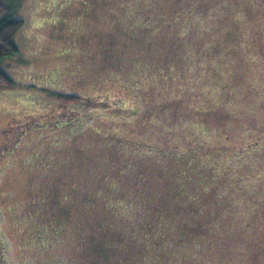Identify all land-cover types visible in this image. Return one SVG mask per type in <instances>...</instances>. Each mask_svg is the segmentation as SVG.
<instances>
[{
	"label": "rangeland",
	"instance_id": "374dc122",
	"mask_svg": "<svg viewBox=\"0 0 264 264\" xmlns=\"http://www.w3.org/2000/svg\"><path fill=\"white\" fill-rule=\"evenodd\" d=\"M0 2L8 264H264V0Z\"/></svg>",
	"mask_w": 264,
	"mask_h": 264
},
{
	"label": "flooded vegetation",
	"instance_id": "af4514ba",
	"mask_svg": "<svg viewBox=\"0 0 264 264\" xmlns=\"http://www.w3.org/2000/svg\"><path fill=\"white\" fill-rule=\"evenodd\" d=\"M106 95V94H105ZM102 98V96L100 97ZM106 100L104 99H99L97 100L96 103H101V104H107L109 102L113 103V104H116L115 102H113L111 100V98H105ZM94 101H96V98H94ZM86 105V104H84ZM83 105V106H84ZM90 109H92V105L90 107H88ZM90 109L88 110L89 112L85 113V116H88V119L87 121L89 122L91 117H93L94 115H97L99 117H104L105 115H108L106 112L104 113H99V114H92V111H90ZM137 110H132L130 111V115H135L137 112ZM81 118V119H79ZM82 120V121H79V120ZM78 120V121H77ZM87 121H85L84 119H82V117L80 116H76V118L74 119L72 116H69V115H64V114H60L58 113L57 115H47L44 117V119H42L41 121L39 120H35L34 122H30L28 125H27V129L26 127H24L25 129H21V133H27V130H31L32 128H46V127H53V128H56V129H64V128H68L70 125L72 124H75V125H83L84 123H86ZM257 144V142H253L251 143L250 146H252ZM208 146L204 143L201 142V145L200 146H197V149H190V150H185L184 153H197L198 150H204V149H207ZM164 149V148H162ZM180 152V151H179ZM179 154V153H178ZM183 155V154H181ZM1 219H2V216H1V213H0V223H1ZM0 248H2L3 252H1L0 250V264H8V250H9V244L8 242L6 241V237L4 235V233L0 230ZM3 256V257H2Z\"/></svg>",
	"mask_w": 264,
	"mask_h": 264
},
{
	"label": "trees",
	"instance_id": "16d2710c",
	"mask_svg": "<svg viewBox=\"0 0 264 264\" xmlns=\"http://www.w3.org/2000/svg\"><path fill=\"white\" fill-rule=\"evenodd\" d=\"M7 14V8L0 2V87H10L12 80L1 68V63L6 58L14 57L19 54L16 45L15 35L23 25L21 20L15 16Z\"/></svg>",
	"mask_w": 264,
	"mask_h": 264
}]
</instances>
